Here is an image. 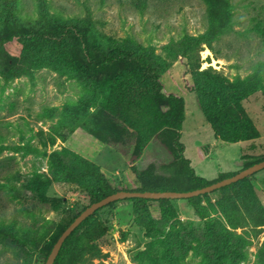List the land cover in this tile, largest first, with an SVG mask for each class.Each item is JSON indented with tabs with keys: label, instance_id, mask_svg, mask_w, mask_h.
<instances>
[{
	"label": "rangeland",
	"instance_id": "rangeland-1",
	"mask_svg": "<svg viewBox=\"0 0 264 264\" xmlns=\"http://www.w3.org/2000/svg\"><path fill=\"white\" fill-rule=\"evenodd\" d=\"M17 1L14 23L22 28L77 22L88 29L96 49L117 45L152 52L167 66L162 81L169 91H185L192 82L189 57L200 71L247 88L242 111L257 134L242 141L241 158L240 147L218 139L220 146L202 159L213 141L212 125L194 91L184 92V155L208 182L240 172L242 162L246 167L264 159V0H226V32L192 52L190 39L204 37L209 27L206 0H146L144 9L136 8V0ZM12 2L16 0H0V33ZM23 49V41L0 45V264H45L59 233L91 204L76 179L57 169L55 154L81 153L80 168L93 163L113 187L124 190L133 178L131 153H138L142 144L132 118L142 116L139 131L148 135L144 147L158 151L168 166L177 159L168 133V106L155 93L150 103L138 99L141 109L130 112L123 127L109 113L113 104L118 106L113 86L104 82L100 90L93 88L100 75L31 69ZM10 65L14 69L7 75ZM161 116V134L152 137L154 121ZM94 131L113 142L100 144L102 150L92 155L82 150L94 151L99 144ZM72 157L67 152L62 158ZM176 172L187 188L193 187L182 166ZM248 181L251 189L239 193L264 209V170ZM200 201L203 210L197 212L186 199L171 200L175 214H165L162 204L152 201L151 221L137 215L129 200L101 208L91 221L89 239L101 257L85 264H264V226L251 231L246 213L235 210L242 203L232 190L209 193ZM214 226L221 236L212 231ZM84 239L79 231L73 243L79 249Z\"/></svg>",
	"mask_w": 264,
	"mask_h": 264
},
{
	"label": "trees",
	"instance_id": "trees-1",
	"mask_svg": "<svg viewBox=\"0 0 264 264\" xmlns=\"http://www.w3.org/2000/svg\"><path fill=\"white\" fill-rule=\"evenodd\" d=\"M206 2L209 5L210 12L209 27L204 37L190 39V52L194 48H198L202 43L211 44L212 40L226 32L229 19L222 6V4L227 5L226 0H206ZM146 3V0H136L134 5L138 9H144ZM18 6L17 0L9 5L4 21L5 29L0 33V45L4 47L15 40L23 41V58L27 56L28 60L31 61V69H62L70 73L87 70L92 74L100 75L101 80L96 81L93 88L100 90L101 83L104 82L113 86V89L116 90L118 106L113 104L111 106L112 111L109 113L111 121L115 123L114 120H116L123 127H125L124 122H126L129 113L141 109L137 104L139 98L148 99L150 103L152 101L151 94L155 93L159 102H163L168 106V133L172 138L173 151L177 155L174 165H166L158 151L151 150L147 146L144 147L148 135L147 131H139V124L145 117L132 118V122L139 134L137 139L140 138L142 144L139 146L138 153H131L133 159L129 160L131 161V174L133 178L128 182L127 187L124 188L125 191L185 192L220 181L208 182L206 179L198 176L191 167V161L184 155L186 149L184 143L181 141V129L185 120V91H194L198 95L201 110L212 125L213 136L216 140L221 139L229 143H238L256 137V130L251 126L248 118L242 111V102L248 97L250 91L247 88L243 89L235 86L220 74L212 71H200V66L194 65L196 61L192 57H189L193 70V73H191L192 82L185 86V91H169L164 81H162L167 66L162 60L155 57L152 52L135 51L117 45L109 50L96 49L91 45L88 29L77 22L59 23L49 21L36 28H22L14 23V15ZM13 69V66H7V75L11 74ZM108 73L111 74V79L107 76ZM162 116L164 117V114ZM162 116L161 119L158 117L154 121L155 129L151 134L152 137L153 135L159 136L161 134V130L159 129L161 127V120L163 119ZM99 134L98 131L92 133V137L99 143L94 146V151L93 149L90 152L82 150L83 152L94 155L95 152L102 150V146H111L109 141L113 139L110 137L104 139ZM52 144L54 143L52 142ZM67 152L73 155V157L69 158V160H64L62 157ZM67 152L53 156L56 161V167L61 174H67L76 179L77 184L86 193L91 204L100 201L108 195L121 191L111 185L107 175L95 164L89 163L85 168H80L79 165H82L81 161L85 157L84 155L69 150ZM253 164L255 163H251L246 167L243 165V169ZM179 165L183 169L182 175L188 178L189 184L193 185L192 188H187L186 183H183L181 180V175L177 174L176 171ZM233 175L235 174L228 177ZM249 177L216 191L228 193L232 190L242 203L241 207L235 206V210H239L243 214L246 213L247 225L251 228V231H254L256 228L264 226V209L257 207L248 195L239 193V189L241 188L245 190L251 189L248 181ZM205 196H208V194L186 200L190 202L195 211L201 212L203 206L200 200ZM125 200L133 203V208L137 215L149 221L152 220L149 209V203L152 201L162 204V211L165 214H175V210L171 206V200L169 199L155 201L143 198H131ZM231 202L234 203L233 200ZM97 211L94 215L84 220L66 238L54 264H85L90 260L101 257V251L92 247L89 243V239L93 237V231L90 229L91 221L94 219ZM66 228L59 233L53 242L49 254ZM79 231L84 232L85 239L78 249L73 243V237ZM212 231L221 236L215 226L212 228Z\"/></svg>",
	"mask_w": 264,
	"mask_h": 264
},
{
	"label": "water",
	"instance_id": "water-1",
	"mask_svg": "<svg viewBox=\"0 0 264 264\" xmlns=\"http://www.w3.org/2000/svg\"><path fill=\"white\" fill-rule=\"evenodd\" d=\"M264 170V160L258 163H255L240 172L236 173L235 175L220 180L218 182L212 183L205 187L185 191V192H178V191H125L121 190L114 194L108 195L107 197L97 201L86 209H84L76 218L75 220L65 229V231L61 234L58 238L56 243L54 244L51 253L49 254L45 264H54L60 249L68 236L72 234V232L79 227V225L86 220L88 217L93 215L97 210L114 203L116 201L131 199V198H143L149 200L158 201L160 199H169V200H176V199H189L192 197H197L204 194L212 193L216 190L221 189L222 187L231 185L236 183L240 180H243L253 174Z\"/></svg>",
	"mask_w": 264,
	"mask_h": 264
},
{
	"label": "crops",
	"instance_id": "crops-1",
	"mask_svg": "<svg viewBox=\"0 0 264 264\" xmlns=\"http://www.w3.org/2000/svg\"><path fill=\"white\" fill-rule=\"evenodd\" d=\"M212 134H213V132H212ZM219 141L218 140H216L215 138H214V136H213V141H212V144H210L209 145V149H208V151L205 153V155L204 156H201L202 157V159H205V158H209L210 157V155H211V153L213 152V150L215 149V147L216 146H220L219 145V143H218ZM230 145H236V146H238V147H240L241 148V151L239 152V153H237L238 155H239V157L241 158V156H242V154H243V152H244V148H245V145L242 143V142H238V143H229ZM185 145V144H184ZM202 146V143L201 142H196V147L199 149L200 147ZM185 149H186V147H185ZM185 152H186V150H185ZM241 160V159H240ZM242 162V161H241ZM192 164V163H191ZM241 164V163H240ZM241 166H243V162H242V164H241ZM221 171V170H220ZM220 173V172H219Z\"/></svg>",
	"mask_w": 264,
	"mask_h": 264
}]
</instances>
